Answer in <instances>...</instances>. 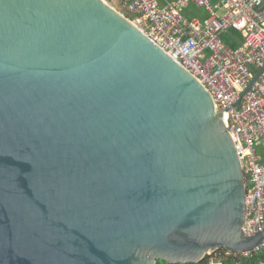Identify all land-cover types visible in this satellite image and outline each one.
<instances>
[{
    "label": "water",
    "instance_id": "obj_1",
    "mask_svg": "<svg viewBox=\"0 0 264 264\" xmlns=\"http://www.w3.org/2000/svg\"><path fill=\"white\" fill-rule=\"evenodd\" d=\"M246 179L208 91L120 13L0 0V264L253 251Z\"/></svg>",
    "mask_w": 264,
    "mask_h": 264
},
{
    "label": "built area",
    "instance_id": "obj_2",
    "mask_svg": "<svg viewBox=\"0 0 264 264\" xmlns=\"http://www.w3.org/2000/svg\"><path fill=\"white\" fill-rule=\"evenodd\" d=\"M103 3L117 11L109 0ZM125 17L154 46L165 52L204 86L236 144L246 179V237L264 232V162L258 147L264 143V0H120ZM204 11V20L185 17L189 8ZM230 32L242 44L231 48L223 38ZM237 45V38L231 37ZM264 252L260 247L235 257ZM208 264H223L218 251Z\"/></svg>",
    "mask_w": 264,
    "mask_h": 264
},
{
    "label": "trees",
    "instance_id": "obj_3",
    "mask_svg": "<svg viewBox=\"0 0 264 264\" xmlns=\"http://www.w3.org/2000/svg\"><path fill=\"white\" fill-rule=\"evenodd\" d=\"M174 1V0H171ZM235 37L237 38V45L231 43L230 38ZM240 36H238L234 32H230L228 36H225L223 38L226 45H228L231 48H238L242 41H240ZM218 257L223 260V264H264V252H258L253 253L249 257H235L234 255L228 254L226 250H219L218 251ZM156 264H169L164 261H157ZM188 264H208L207 258H204V260L200 261L199 263H188Z\"/></svg>",
    "mask_w": 264,
    "mask_h": 264
},
{
    "label": "rangeland",
    "instance_id": "obj_4",
    "mask_svg": "<svg viewBox=\"0 0 264 264\" xmlns=\"http://www.w3.org/2000/svg\"><path fill=\"white\" fill-rule=\"evenodd\" d=\"M109 3L111 4V6H113L118 12L122 13L126 16H128L127 12L122 8L121 6V1L120 0H109ZM200 12V11H198ZM200 14L202 15H199V14H193L190 10H186L185 12V17L189 20H192V19H200V20H203V18H205V16H203V13L200 12Z\"/></svg>",
    "mask_w": 264,
    "mask_h": 264
},
{
    "label": "crops",
    "instance_id": "obj_5",
    "mask_svg": "<svg viewBox=\"0 0 264 264\" xmlns=\"http://www.w3.org/2000/svg\"><path fill=\"white\" fill-rule=\"evenodd\" d=\"M171 2H175V0L171 1ZM187 10H190L193 14H199V15H201L200 12H202L203 16H205V18H203V20L207 18V14L204 11H202V10L195 9L193 7L189 8ZM198 11H200V12H198ZM201 17H202V15H201ZM258 152H259V154H260V156L262 158V161L264 162V143L258 147Z\"/></svg>",
    "mask_w": 264,
    "mask_h": 264
}]
</instances>
